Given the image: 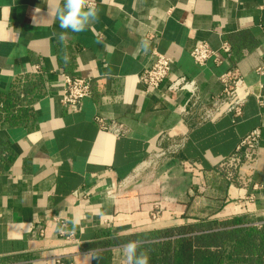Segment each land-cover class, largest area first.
<instances>
[{
	"label": "crops",
	"instance_id": "crops-1",
	"mask_svg": "<svg viewBox=\"0 0 264 264\" xmlns=\"http://www.w3.org/2000/svg\"><path fill=\"white\" fill-rule=\"evenodd\" d=\"M91 1L97 21L66 33L62 45L48 0H0V264H94L86 253L125 264L122 244L176 236L156 235L167 229L196 226V233L226 218L237 219L229 227L262 228L264 0ZM196 41L215 50L202 65L190 55ZM155 51L171 58L169 79L196 82L194 94L169 91L168 80L144 88L139 74ZM230 70L247 91L241 116L204 120L218 76ZM63 72L93 80L77 111L60 102ZM12 90L17 103L9 106ZM96 114L123 122L127 133L99 130ZM255 128L254 160L228 182L218 163Z\"/></svg>",
	"mask_w": 264,
	"mask_h": 264
},
{
	"label": "built area",
	"instance_id": "built-area-1",
	"mask_svg": "<svg viewBox=\"0 0 264 264\" xmlns=\"http://www.w3.org/2000/svg\"><path fill=\"white\" fill-rule=\"evenodd\" d=\"M89 5L93 4L91 0H87ZM225 51H229L227 43L222 44ZM155 58L152 64L145 67L139 74V80L146 88H158L166 80H168L166 88L169 91H188L194 94L197 90L196 82L192 79H187L184 76H177L169 79L171 72V58L163 53L154 52ZM190 55L197 64H204L209 58L215 55V50L204 41H196L190 49ZM31 73L38 75L41 73L39 64H35ZM63 80L60 102L67 108L73 111L80 109L83 98L89 96L92 90V78L83 76H72L66 72L61 73ZM221 82V89L212 94L208 103L204 106L202 118L204 120H215L224 114H230L235 120L241 116L243 104L247 96V91L243 89L244 81L237 70H230L218 76ZM26 80L21 78L16 82L15 88L18 90L20 98L24 99L22 85ZM242 91L240 92V90ZM186 104L182 105V110L185 111ZM95 122L99 130L111 133L114 136H123L127 133V127L121 121L111 119L106 116L96 114ZM260 131L255 128L246 134L235 148V152L219 161L218 167L225 172L228 179H233L237 176L239 165L243 162H252L255 157L256 149L260 141ZM176 148L173 146V149ZM169 148L160 149L155 156H163L169 152ZM241 178L240 175L237 177ZM53 219L59 223L58 231L66 240L72 237V232L67 229L66 223L59 217L54 216ZM40 233H43L44 227L40 225ZM57 261H60L57 258Z\"/></svg>",
	"mask_w": 264,
	"mask_h": 264
},
{
	"label": "trees",
	"instance_id": "trees-1",
	"mask_svg": "<svg viewBox=\"0 0 264 264\" xmlns=\"http://www.w3.org/2000/svg\"><path fill=\"white\" fill-rule=\"evenodd\" d=\"M5 102L9 106L17 103L15 90L6 95ZM223 176L231 181L225 172ZM236 220L209 222L202 227L206 229L196 233V226L167 229L156 235L176 236L143 242L139 251L147 253L149 264H264V226L229 227Z\"/></svg>",
	"mask_w": 264,
	"mask_h": 264
},
{
	"label": "clouds",
	"instance_id": "clouds-1",
	"mask_svg": "<svg viewBox=\"0 0 264 264\" xmlns=\"http://www.w3.org/2000/svg\"><path fill=\"white\" fill-rule=\"evenodd\" d=\"M47 14L54 16L59 22L62 30L60 33L54 34L58 43L65 41L66 33H80L87 27L97 21L98 11L95 7L89 6L87 0H48ZM144 53L149 51V42L141 41L140 44ZM62 59L65 64L69 62V56L64 52ZM142 241L134 240L121 245L122 254L125 258V264H149V257L146 252L139 251ZM86 258L95 259L100 264L103 257L98 254L86 253Z\"/></svg>",
	"mask_w": 264,
	"mask_h": 264
}]
</instances>
